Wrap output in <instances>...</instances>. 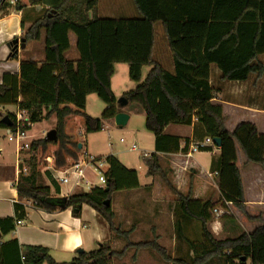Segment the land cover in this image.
Listing matches in <instances>:
<instances>
[{"label":"trees","instance_id":"trees-1","mask_svg":"<svg viewBox=\"0 0 264 264\" xmlns=\"http://www.w3.org/2000/svg\"><path fill=\"white\" fill-rule=\"evenodd\" d=\"M12 0H0V16ZM33 6L50 8L25 30L26 43L45 35V59L20 63L19 73L0 75V106L17 105L30 117L31 124L56 117L55 140L46 137L30 143L29 160L20 164L17 185L20 201L14 203L15 216L0 218V231L7 235L16 229L17 220L27 215L22 200H31L46 211L71 209L75 217L84 205L95 209L114 229L112 207L106 206L116 191L139 187L138 171L128 169L115 156H106L108 169L105 188L78 189L69 196L60 192L50 170H65L78 162L82 149L80 131L100 132L105 122L119 113L112 89L115 65L129 66L130 78L137 86L124 93L129 103H137L145 113L147 131L156 138V152L188 151L190 139L168 135L170 124L190 126L196 119L195 134L212 141L220 139V155L211 170L217 173L221 200L245 211L244 189L237 166L236 143L247 160L264 165V134L250 122H241L230 132L225 127L223 107L213 103L216 89L210 83L211 67L221 70L220 81H243L251 73H264V0H133L140 17L101 18L97 16L100 0H29ZM20 4L21 0H16ZM22 7L19 6L18 11ZM161 22L173 55L175 71L169 72L154 59L155 24ZM248 22V23H246ZM22 21V26H24ZM70 33L77 38L78 61L69 60ZM18 52H10L15 59ZM150 66L147 77L142 70ZM96 94L106 108L100 118L86 110L87 97ZM15 127V113H8ZM5 116V115H3ZM0 129H8L1 121ZM31 125V126H32ZM31 126L28 127L31 130ZM83 145V144H82ZM198 151H211L199 146ZM84 147V145L82 146ZM143 155L148 175L159 173L177 195V207L201 223V238L189 244L193 258L173 260V264H264V225L252 233L217 238L209 223L218 204L199 200L179 192L159 163L157 153ZM26 169L27 173L23 170ZM44 176L50 184L44 182ZM226 216L224 214L222 217ZM158 248L155 243L148 244ZM111 247L102 243L76 258L78 264H111ZM0 264H66L57 262L44 246H21L16 238L0 242Z\"/></svg>","mask_w":264,"mask_h":264},{"label":"crops","instance_id":"crops-1","mask_svg":"<svg viewBox=\"0 0 264 264\" xmlns=\"http://www.w3.org/2000/svg\"><path fill=\"white\" fill-rule=\"evenodd\" d=\"M25 10L0 16V75L5 72L19 73L20 63L26 61L20 56L21 50L18 51L17 58H11V51L5 46L10 38L20 33ZM25 23L30 26L32 21ZM71 34L73 33L69 35L70 50L74 44L77 49V38L73 34L75 40L72 39ZM44 59L45 57L38 62ZM79 59L80 55H75L74 59L69 60L76 62ZM154 59L167 71L172 73L175 71L173 55L165 33L164 39L159 42L155 39ZM13 60L16 61L15 65ZM260 60L264 63V54L260 56ZM220 78L221 70L213 64L210 77V83L216 89L213 103L222 105L226 118L225 127L232 132L239 123L250 122L264 134V73L261 75L251 73L243 81L222 82ZM92 96L93 94H90L87 97L86 110L89 115L95 117L88 109V102ZM0 107L12 113L19 109L17 105ZM12 107H15V110H10ZM118 107L119 112H124L122 107ZM141 114L145 115L142 109ZM130 120L131 115L127 124ZM108 123L116 124L115 118L108 120ZM196 127V119H194L190 126L170 124L165 129L166 134L182 139L180 149H183L184 139L189 138L188 151L156 152V138L152 133L153 144L149 153H157L160 166L179 192L189 194L194 199L212 200L215 204L222 205L214 209L226 211V216L218 219L212 213V220L209 223V229L215 236H219L217 238L235 237L241 231L252 233L256 227L264 225V165L248 161L241 147L236 143L237 166L244 189L245 211L235 207V215L231 214L228 205L232 204L221 200V191L216 180L217 173L211 170L213 159H217L220 155V147L216 146L209 137L197 136ZM80 133L83 135L82 144L84 145V142L86 144L85 150L92 154L88 144V136L91 133L84 134L82 130ZM8 136V129H0V218L14 217V203L20 201L17 185L23 155L22 152L17 151L15 143L8 140ZM208 139H210L208 146L212 147L211 151L191 152L194 145L204 143ZM207 153L210 156H203ZM95 155L100 157L113 155L128 169L136 170L135 165H130L111 150ZM143 165L147 173L148 167L145 163ZM141 166L139 168H142ZM54 171H51L52 174H55ZM188 172L190 177L186 175ZM140 176L138 171L139 187L116 191L111 196L114 229L88 205H84L81 215L75 217L71 209L46 211L29 205L31 200H22L27 207V215L22 219L23 223L17 225L16 229L7 235H3L0 231V242L16 238L21 246L47 247L57 262L66 264L78 258L79 249L91 252L98 249L102 243L108 244L112 249L108 256L111 264H173V260H191L194 253L189 248V244L201 238V223L177 207V195L169 189L159 173L155 175L147 173L145 183L140 181ZM64 186L67 189H64L63 184L60 185V192L55 193V196H69L80 189L71 181ZM150 243H155L159 249L150 247L148 245ZM246 264H252L251 259H248Z\"/></svg>","mask_w":264,"mask_h":264},{"label":"rangeland","instance_id":"rangeland-1","mask_svg":"<svg viewBox=\"0 0 264 264\" xmlns=\"http://www.w3.org/2000/svg\"><path fill=\"white\" fill-rule=\"evenodd\" d=\"M19 6H21L22 9H26L22 15L23 18L22 20L24 22L35 21L36 19L42 17L50 8V6L48 5H44V6L42 5L40 8H38V6L40 5L33 6L31 5L29 0H21L20 4H18L17 2L10 1L6 5L1 15L4 16L12 13H17ZM28 6L29 8H27ZM97 16L101 18H113V19L134 18V17H140V13L137 11L133 0H100ZM27 26H29V24L27 25L26 23H24V26L21 27L20 33L18 34V36L15 37L22 38L24 36L26 30L25 28ZM71 36L72 39L75 40V36L73 34H71ZM12 38H10L9 40H11ZM155 38L158 42L161 39H164V30L161 22H157L155 24ZM7 44L8 42L5 44V46H7ZM44 48H45V43H44V35H43L40 41H29L28 44H26L25 49H20L21 50L20 56L23 59L26 60L33 59L32 61L38 62L40 61L41 58L45 57ZM75 55L79 56V53L77 52L76 46L74 44L73 48L66 53V58L74 59ZM15 64L16 61L13 60V65ZM150 70L151 67L149 66L145 67L142 73V79H145L147 77ZM112 83H113V91L114 94H116L117 96V100L123 97L125 92L134 89L137 85V83L130 78L129 66L128 64L125 63H119L116 65L115 74L113 75ZM88 103H89V108H88L89 111L93 115H95L96 118H100L106 108V104L101 99H99V97L96 94H93L92 98L89 99ZM118 106L120 105L118 104ZM122 109L126 114L131 115V120L129 121V123L124 126H118L113 123H108L107 120L105 122V127L103 128L102 131L91 133V135L88 136L89 151L94 155L95 154L100 155L110 150L114 153H117L118 155H120V157H122V159L127 161L130 165H135L136 170L139 171L141 174L140 181L142 183H145V177L147 176V173H145L146 167L143 165L144 162L142 156L145 153H149L151 151V147L153 144V134L147 131L145 127L146 118L144 114H141V109L139 104L128 103L126 106L122 107ZM10 110L12 111L15 110V107L10 108ZM0 112L2 116L8 113H12L3 107H0ZM55 124H56L55 117H52L50 119H45L33 124L31 126V132H29V137L27 140L31 142L33 139L46 137V134L50 130L54 129ZM80 136L82 139L83 135L80 134ZM121 139H124L125 142H122ZM132 144H136L137 150L130 149ZM84 145H86L85 142ZM85 148L86 147H84V150ZM21 152L23 155L22 160L23 161L25 159L29 160L31 156L29 149H26ZM203 156L205 157L210 156V154L207 153L204 154ZM139 166H141L142 168H139ZM46 170H51V171L53 170L51 159H48V166ZM27 172L28 171H26V173ZM244 173L246 174L245 169H244ZM186 175L187 177L191 176L189 172ZM48 180L49 179L46 176H44V182L50 184V180L49 181ZM63 187L64 189H67L66 186H64V184ZM217 206L221 207L222 205L218 204ZM234 208L235 206L228 205L229 212L235 215ZM214 210L212 211V213L215 216L216 212ZM210 264H215V263H210Z\"/></svg>","mask_w":264,"mask_h":264},{"label":"built area","instance_id":"built-area-1","mask_svg":"<svg viewBox=\"0 0 264 264\" xmlns=\"http://www.w3.org/2000/svg\"><path fill=\"white\" fill-rule=\"evenodd\" d=\"M11 2H16L12 0ZM16 122L15 127L8 128V140L14 142L17 148V151L20 153L26 149L30 148V143L27 139L29 137V129L31 121L30 117L24 110L18 109L15 112ZM81 134V133H80ZM82 135V134H81ZM122 142H125L124 139H121ZM208 139L206 142L201 143L199 146H208ZM198 145H194L191 148V152L198 151ZM131 150H137L136 144H132L130 147ZM151 153H145L144 155H150ZM108 169V162L106 157H100L88 153L82 148V153L78 162L70 166L65 170L54 171L53 177L59 185L68 184L73 182L75 187L91 189L93 187L99 186L105 188L107 183L106 171ZM26 172V169L23 170ZM94 179V180H92ZM29 205L36 206L35 202H30ZM216 212V217L219 219L226 211L214 210ZM23 223V220H17L16 226Z\"/></svg>","mask_w":264,"mask_h":264},{"label":"water","instance_id":"water-1","mask_svg":"<svg viewBox=\"0 0 264 264\" xmlns=\"http://www.w3.org/2000/svg\"><path fill=\"white\" fill-rule=\"evenodd\" d=\"M41 6H38V8H40ZM26 38L22 37H15L12 38L9 42H8V48L12 51H16L18 52L20 49H25L26 48ZM118 104L121 107L126 106L129 102L127 99H125L124 97H121L120 99L117 100ZM129 120V115L126 114L125 112H119L116 114L115 116V122L118 126H124L127 124ZM1 121L3 123H5L8 127H12L13 126V120L8 116L5 115L1 118ZM46 138L50 141L55 140L57 138V132L55 129L50 130L47 134H46ZM213 142L215 143L216 146L220 147L221 145V141L218 138L213 139ZM82 143L79 144V148L82 149ZM106 206H110V200L105 201ZM84 251L82 249L78 250L79 254H82ZM68 264H78L76 260L68 263Z\"/></svg>","mask_w":264,"mask_h":264}]
</instances>
